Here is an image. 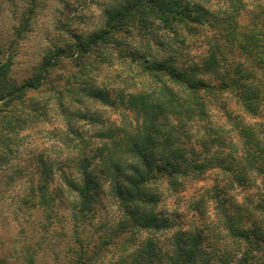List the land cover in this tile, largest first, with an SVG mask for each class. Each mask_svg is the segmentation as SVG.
Masks as SVG:
<instances>
[{"label":"clouds","instance_id":"1","mask_svg":"<svg viewBox=\"0 0 264 264\" xmlns=\"http://www.w3.org/2000/svg\"><path fill=\"white\" fill-rule=\"evenodd\" d=\"M0 264H264V0H0Z\"/></svg>","mask_w":264,"mask_h":264}]
</instances>
